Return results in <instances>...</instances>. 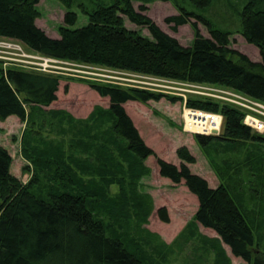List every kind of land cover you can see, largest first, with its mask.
Listing matches in <instances>:
<instances>
[{"label": "trees", "instance_id": "1", "mask_svg": "<svg viewBox=\"0 0 264 264\" xmlns=\"http://www.w3.org/2000/svg\"><path fill=\"white\" fill-rule=\"evenodd\" d=\"M40 1L0 0V39L16 41L46 58L218 87L264 104V10L259 9L264 0L248 1L239 32L258 48L262 62L229 48L232 33L218 30L208 18L179 3V14L167 22L175 29L190 25L191 47L182 46L143 14L147 7L137 11L132 0L98 3L91 10L79 4L89 24L76 30L71 28L78 21L73 8L80 0H58L66 13L58 28L60 38L54 39L36 24ZM191 1L200 10L213 3ZM124 17L147 28L151 37L128 29ZM199 24L207 28L209 38ZM6 62L0 59V121L16 116L26 122L22 155L30 165L23 172L32 176L26 184L15 177L13 158L0 144V264H166L168 255L142 228L152 211L150 197L139 190L142 179L151 175L145 164L150 157L157 158L161 177L176 185L184 182L198 199L197 213L186 230L197 225L211 229L234 257L264 264V255L254 250L257 239L242 193L246 177L264 187V133L244 123V110L210 97L187 100L188 109L222 118L219 135H194L222 181L211 188L188 167L196 159L186 147L177 152L180 167L158 158L124 107L128 102H159L166 95L90 83L92 90L109 99L110 107H96L80 121L65 111L44 109L58 100L60 76L6 67ZM46 128L60 140L44 138ZM158 216L170 223L166 208ZM153 245L155 253L150 254ZM215 252L216 264H231L223 249Z\"/></svg>", "mask_w": 264, "mask_h": 264}, {"label": "rangeland", "instance_id": "2", "mask_svg": "<svg viewBox=\"0 0 264 264\" xmlns=\"http://www.w3.org/2000/svg\"><path fill=\"white\" fill-rule=\"evenodd\" d=\"M248 1L213 0L212 5L205 10L198 9L191 0H132V4L137 11L141 6L147 7V11L143 14L150 17L165 33L176 38L182 46L191 47L194 32L190 25L175 29L173 23L167 22L170 17L179 14L176 7L179 3L190 12L208 18L218 30L232 33L229 48L245 54L254 62H262L258 48L248 44L239 33L242 28L241 13ZM98 3L109 6L113 4L112 0L78 1L73 8L78 15V21L71 28L81 29L89 24V18L79 4H84L91 10ZM259 9L264 10V2L260 4ZM38 10L40 18L36 20L37 26L49 37L59 39L58 28L64 24L66 13L63 5L58 0H41ZM124 19L128 29L140 30L144 36L151 37L147 28L138 27L126 17ZM199 28L205 37H210L205 26L199 24ZM0 59L10 62L5 63L6 67L15 65L26 71L35 70L38 64L44 65L45 61H49L47 72L60 76L61 83L57 93L58 100L44 109L65 111L80 121L88 119L96 107L105 110L110 107L109 99L101 97L92 90L90 83L139 88L166 95L168 98H163L159 102L151 101L147 104L128 102L124 107L141 137L156 152L158 158L180 167L182 161L178 158L177 152L179 148L186 147L196 159L195 164L188 165L192 173L206 179L211 188H217L222 183L210 158L202 151L194 137L199 132H193L186 126L188 115L210 114L188 109L187 100L196 96L206 97L201 95V92L219 90L224 94L220 92H215V94L225 98H233L227 93L235 92L213 86L166 81L103 67L46 58L32 53L16 41L6 39H0ZM171 98L176 100H170ZM251 113L256 115L254 112ZM26 128V122H22L16 116L0 121V144L13 158L11 173L24 184L28 183L32 176L31 173L23 172V169L30 165L22 155V138ZM48 129L45 130L47 132L44 133V138L60 140L59 137H55L54 133L50 134ZM219 130L221 131V128ZM205 135H212V133ZM214 160L220 165L219 159L214 158ZM241 160H245V155L241 156ZM145 164L151 169V175L142 179L139 190L150 197L152 211L148 217V223L142 228L151 234L150 238L155 243L154 245L157 247L158 244L163 253L168 255L166 264H216L215 248L217 247L226 252L231 264H248L240 258H235L215 232L206 230L200 225L193 230H186L199 207L196 197L188 191L183 182L176 185L169 179L161 177L156 157H150ZM250 178L246 177L242 184L244 204L254 227L255 239H257L258 246L254 247V250L257 254L264 255V187L259 186L257 179ZM161 208L167 209L170 223L166 224L160 220L158 211ZM154 245L149 248L150 254L155 253L153 252Z\"/></svg>", "mask_w": 264, "mask_h": 264}, {"label": "built area", "instance_id": "3", "mask_svg": "<svg viewBox=\"0 0 264 264\" xmlns=\"http://www.w3.org/2000/svg\"><path fill=\"white\" fill-rule=\"evenodd\" d=\"M7 40V39H6ZM48 62L49 61H45V64H38L37 67H35L37 71L40 72H44V73H49L47 72V68H48ZM40 66H42L43 68H41ZM162 80V79H161ZM167 81V80H166ZM200 86V85H198ZM214 92H201L200 94L206 97H211V98H218L221 99L225 102L228 103H232L238 107H240L242 110H244L247 114H246V118L244 123L253 128L255 131L260 132V133H264V104L259 103L244 95L241 94H235V93H227L228 95H230L233 98H230L229 96H227V94H225L227 97L229 98H225V97H221L220 95L215 94V92H220L219 90H213ZM224 94V93H222ZM251 112L256 113V115L252 114Z\"/></svg>", "mask_w": 264, "mask_h": 264}, {"label": "bare ground", "instance_id": "4", "mask_svg": "<svg viewBox=\"0 0 264 264\" xmlns=\"http://www.w3.org/2000/svg\"><path fill=\"white\" fill-rule=\"evenodd\" d=\"M193 112V111H192ZM187 116V115H185ZM222 118L220 116H211L206 114H194L186 117V126L193 132L204 134L212 133L221 128Z\"/></svg>", "mask_w": 264, "mask_h": 264}, {"label": "crops", "instance_id": "5", "mask_svg": "<svg viewBox=\"0 0 264 264\" xmlns=\"http://www.w3.org/2000/svg\"><path fill=\"white\" fill-rule=\"evenodd\" d=\"M61 83V82H60ZM184 183V182H183ZM188 189V188H187ZM189 191V190H188ZM190 192V191H189ZM192 194V193H191ZM195 196V195H194ZM196 197V196H195ZM196 199H197V197H196ZM197 202H198V199H197ZM198 206H199V203H198ZM202 227V226H201ZM202 228H204V227H202ZM204 229H206V230H210V231H212V232H214L213 230H211V229H207V228H204ZM216 234V233H215ZM224 246L226 247V248H228L229 250H230V248L227 246V245H225L224 244ZM230 252H231V250H230ZM232 254V253H231ZM236 258V257H235Z\"/></svg>", "mask_w": 264, "mask_h": 264}, {"label": "water", "instance_id": "6", "mask_svg": "<svg viewBox=\"0 0 264 264\" xmlns=\"http://www.w3.org/2000/svg\"><path fill=\"white\" fill-rule=\"evenodd\" d=\"M198 134H201V133H198ZM220 134V130H217V131H213L212 132V135H219Z\"/></svg>", "mask_w": 264, "mask_h": 264}]
</instances>
